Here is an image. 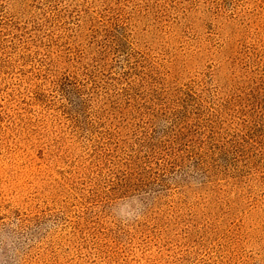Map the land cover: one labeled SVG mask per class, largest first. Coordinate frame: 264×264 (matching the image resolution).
I'll list each match as a JSON object with an SVG mask.
<instances>
[{"label":"rangeland","instance_id":"rangeland-1","mask_svg":"<svg viewBox=\"0 0 264 264\" xmlns=\"http://www.w3.org/2000/svg\"><path fill=\"white\" fill-rule=\"evenodd\" d=\"M0 264H264V0H0Z\"/></svg>","mask_w":264,"mask_h":264}]
</instances>
